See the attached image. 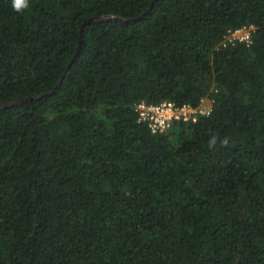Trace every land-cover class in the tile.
Listing matches in <instances>:
<instances>
[{"label": "trees", "instance_id": "trees-1", "mask_svg": "<svg viewBox=\"0 0 264 264\" xmlns=\"http://www.w3.org/2000/svg\"><path fill=\"white\" fill-rule=\"evenodd\" d=\"M153 1L0 0V264H264V0Z\"/></svg>", "mask_w": 264, "mask_h": 264}, {"label": "built area", "instance_id": "built-area-1", "mask_svg": "<svg viewBox=\"0 0 264 264\" xmlns=\"http://www.w3.org/2000/svg\"><path fill=\"white\" fill-rule=\"evenodd\" d=\"M254 29L252 24L231 29L225 38L230 42L241 41L250 45L253 42ZM135 109L138 122L146 124L152 133L159 134L168 131L176 122L194 123L202 116L210 115L213 110V98L204 96L198 105L172 100L157 103L141 100Z\"/></svg>", "mask_w": 264, "mask_h": 264}, {"label": "water", "instance_id": "water-1", "mask_svg": "<svg viewBox=\"0 0 264 264\" xmlns=\"http://www.w3.org/2000/svg\"><path fill=\"white\" fill-rule=\"evenodd\" d=\"M154 1H155V0H154ZM154 1H153V2H154ZM152 5H153V3L151 4V6H152ZM149 10H150V9H148L146 12H144L142 15L138 16L137 18H128V19H122V18H120V17H116V18H117V19H120V20L127 21V22H129V21H135L136 19H139V18H141L142 16H144L147 12H149ZM108 19H109V18H104V17H90V18H87V19L84 20V22H83V24L81 25V28H80V41H79L78 49H77V51H76V54H75L74 58L76 57V55H77V53L79 52V49H80V47H81L82 33H83V30H84L85 26H86L87 24H90V23H92V22H94V21H97V20H102V21H103V20H108ZM70 65H71V64H69V66H68V68L66 69L65 73L62 75V77H61L60 80L58 81L56 87L59 86V84L61 83L62 79H63V78L66 76V74L68 73V70H69ZM54 91H55V88L52 89V90H50V91H48V92L41 93V94H39V95H35V96L27 97V98H25L24 100L39 99V98H41L42 96H46V95H48V94H50V93H52V92H54ZM24 100H21V99H15V100H9V101L2 102V103H0V110H1V109H4V108H7V107H11V106H13V105L22 104V102H23Z\"/></svg>", "mask_w": 264, "mask_h": 264}, {"label": "clouds", "instance_id": "clouds-1", "mask_svg": "<svg viewBox=\"0 0 264 264\" xmlns=\"http://www.w3.org/2000/svg\"><path fill=\"white\" fill-rule=\"evenodd\" d=\"M11 4L17 12H23L29 8V0H11Z\"/></svg>", "mask_w": 264, "mask_h": 264}]
</instances>
